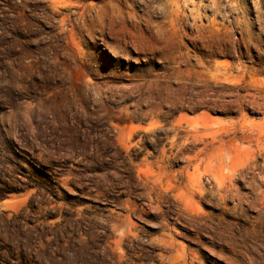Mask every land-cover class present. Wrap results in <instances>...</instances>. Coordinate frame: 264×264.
<instances>
[{
  "label": "rangeland",
  "instance_id": "374dc122",
  "mask_svg": "<svg viewBox=\"0 0 264 264\" xmlns=\"http://www.w3.org/2000/svg\"><path fill=\"white\" fill-rule=\"evenodd\" d=\"M0 264H264V0H0Z\"/></svg>",
  "mask_w": 264,
  "mask_h": 264
},
{
  "label": "trees",
  "instance_id": "16d2710c",
  "mask_svg": "<svg viewBox=\"0 0 264 264\" xmlns=\"http://www.w3.org/2000/svg\"><path fill=\"white\" fill-rule=\"evenodd\" d=\"M213 112L214 113H217V112H219L217 109H215V110H213ZM233 112V109H228V111H226V113H232ZM61 174V173H60ZM47 176V175H46ZM39 188H41L43 191L44 190H47L45 187H39ZM48 191V190H47ZM14 219H16V217L15 218H13V219H9V220H7L6 218L4 219L5 221H7L8 223H13L12 221H14ZM19 221V220H18ZM19 222H17V224H18ZM8 248H12V246H9ZM19 250V253L21 254V255H24V249L23 248H21V247H19L18 249H15V251H18Z\"/></svg>",
  "mask_w": 264,
  "mask_h": 264
},
{
  "label": "bare ground",
  "instance_id": "6f19581e",
  "mask_svg": "<svg viewBox=\"0 0 264 264\" xmlns=\"http://www.w3.org/2000/svg\"><path fill=\"white\" fill-rule=\"evenodd\" d=\"M84 25V24H83Z\"/></svg>",
  "mask_w": 264,
  "mask_h": 264
}]
</instances>
